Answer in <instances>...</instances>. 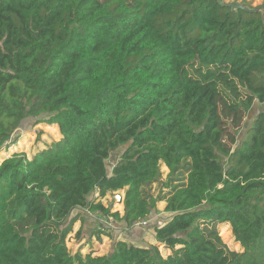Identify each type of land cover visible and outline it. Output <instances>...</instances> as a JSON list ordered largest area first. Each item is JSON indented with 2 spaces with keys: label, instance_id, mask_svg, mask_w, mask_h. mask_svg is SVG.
Instances as JSON below:
<instances>
[{
  "label": "trees",
  "instance_id": "16d2710c",
  "mask_svg": "<svg viewBox=\"0 0 264 264\" xmlns=\"http://www.w3.org/2000/svg\"><path fill=\"white\" fill-rule=\"evenodd\" d=\"M256 101L264 103L258 9L0 0V151L27 118L60 136L0 162V264H264V110L236 134ZM117 192L121 213L112 210ZM158 201L170 216L153 224L154 243L114 238L111 221L133 236ZM94 218L88 236L109 237V251L72 253L73 225L94 228Z\"/></svg>",
  "mask_w": 264,
  "mask_h": 264
},
{
  "label": "rangeland",
  "instance_id": "374dc122",
  "mask_svg": "<svg viewBox=\"0 0 264 264\" xmlns=\"http://www.w3.org/2000/svg\"><path fill=\"white\" fill-rule=\"evenodd\" d=\"M221 3L229 4L232 7H250L254 9H258L262 12H264V0H219ZM261 110H264V103L255 102L254 105L250 108L248 113L245 115V120L243 122V126L240 130L237 131V137L240 139L242 136L245 127L249 125L254 118V116ZM59 133L55 126L47 125L46 123H43L35 118H27L25 119L22 124L16 129L15 133L12 135V141L11 144H9L8 148H3L0 151V162L4 159L9 157L12 153H25L26 155H31L35 151V147L40 146L42 147V143L44 141H52L59 139ZM39 142V143H38ZM236 145V144H235ZM234 145V146H235ZM233 146V147H234ZM123 150V147L118 149L117 151L113 152L107 162V168L110 169V167L114 164L116 161L118 155ZM168 173V169L162 165L161 166V177L160 179L164 181L166 179V175ZM112 198L109 197L108 200L103 199V202L106 203L111 201ZM114 199V197H113ZM112 210H118L120 213L123 211V204L121 202H114L112 200ZM165 202L164 201H158L156 203V207L153 210L152 216V222L149 224V226H145L144 235L145 237H138L133 239L132 241L134 243H138L139 241H143L144 243H148L152 241L154 243V239L152 240V227L153 224L164 222L163 220L166 219V213L161 210L164 209ZM158 210V213L155 211ZM161 211V212H160ZM168 215V214H167ZM112 219V218H110ZM103 224V223H102ZM112 226L109 228L112 235H114V238L118 239H125L128 241H131L129 238V232L127 230V227L119 226L115 224L114 222H110ZM146 224V223H145ZM145 224H140V226H133L132 228L137 227H143ZM79 223L75 222L72 228V232L67 236L66 238V246L68 249L74 253L76 251H80L82 253H86L88 251H93L95 254H102L109 251L111 247L112 240L109 237H103L100 234V238L98 239L96 234H92L90 236L89 232L98 229V224H95L94 228L88 229L85 228V236L83 230L84 228H80L79 235H76L77 229H79ZM101 228H103L102 225H100ZM219 235L221 236L222 241L225 243V245L231 249L239 251L241 249L240 244L234 239L229 224H219L218 226ZM147 244H142V246ZM160 251L165 256L170 251L162 248L159 246Z\"/></svg>",
  "mask_w": 264,
  "mask_h": 264
},
{
  "label": "crops",
  "instance_id": "0c3cea01",
  "mask_svg": "<svg viewBox=\"0 0 264 264\" xmlns=\"http://www.w3.org/2000/svg\"><path fill=\"white\" fill-rule=\"evenodd\" d=\"M254 105V104H253ZM162 212H163V210H161ZM160 211V212H161ZM166 213V218L167 217H169L170 216V214L169 213H167V212H165ZM168 214V215H167ZM93 219V218H92ZM86 221H87V223H90L91 222V220H89V219H86ZM165 221V220H164ZM78 223H79V226H80V222L79 221H77ZM98 223V220L97 219H95L94 218V224H97ZM79 228V227H78ZM144 228H141L140 230L138 229V231H136L135 233H134V235L133 236H129V238L131 239V241L130 242H132V243H134L132 240L133 239H135V238H138V237H145V235H144V230H143ZM152 230H153V227H152ZM101 236H103V237H107V236H105V235H103V234H100ZM152 240L154 239V232L152 231ZM117 238V237H116ZM118 239V238H117ZM123 240V239H122ZM125 240V239H124ZM154 241H155V239H154ZM149 243H152V241H150ZM135 244H148V243H144L143 241H139L138 243H135Z\"/></svg>",
  "mask_w": 264,
  "mask_h": 264
},
{
  "label": "built area",
  "instance_id": "2783aa9c",
  "mask_svg": "<svg viewBox=\"0 0 264 264\" xmlns=\"http://www.w3.org/2000/svg\"><path fill=\"white\" fill-rule=\"evenodd\" d=\"M113 197H114V202H121V194L120 193H114L113 194ZM146 221L145 220H140L139 222L135 223V225H138V224H144Z\"/></svg>",
  "mask_w": 264,
  "mask_h": 264
}]
</instances>
